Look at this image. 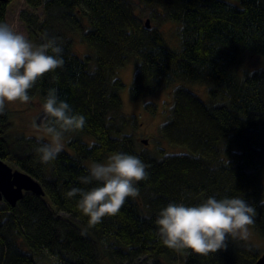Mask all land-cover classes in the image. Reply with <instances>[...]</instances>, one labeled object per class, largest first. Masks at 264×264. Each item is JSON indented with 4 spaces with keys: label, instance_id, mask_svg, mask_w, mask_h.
Segmentation results:
<instances>
[{
    "label": "trees",
    "instance_id": "trees-1",
    "mask_svg": "<svg viewBox=\"0 0 264 264\" xmlns=\"http://www.w3.org/2000/svg\"><path fill=\"white\" fill-rule=\"evenodd\" d=\"M13 0L0 2V22ZM19 19L38 45L47 34L63 48L64 66L46 74L29 92L44 97L56 88L58 98L85 127L66 134L70 154L62 150L47 164L38 162L34 137L12 135L8 112L0 115V159L30 175L44 196L25 193L15 207L0 202V264H100L99 243L114 264H255L260 251L244 240L229 239L227 247L207 256L183 255L165 247L155 220L169 203L195 206L208 197L240 196L256 206L252 225L264 237V69L251 76L242 70L248 55L264 57V0H25ZM136 3L149 20L178 24L179 48H172L161 30L136 13ZM42 7L44 18L30 10ZM76 35L89 48L79 55ZM135 63L129 88L140 102L173 85L167 120L160 131L171 145L189 153L158 157L137 151L130 120L122 111L124 82L117 71ZM187 83L208 87L212 101H203ZM145 109L152 116L158 107ZM83 136L92 138L91 143ZM39 141V142H38ZM139 157L148 179L137 184L139 195L127 198L115 216L95 227L78 207L72 188L89 190L78 177L87 175L84 161L101 163L108 154Z\"/></svg>",
    "mask_w": 264,
    "mask_h": 264
},
{
    "label": "clouds",
    "instance_id": "clouds-1",
    "mask_svg": "<svg viewBox=\"0 0 264 264\" xmlns=\"http://www.w3.org/2000/svg\"><path fill=\"white\" fill-rule=\"evenodd\" d=\"M41 39L42 43L34 44L9 23L0 22V115L6 105L27 104L36 83L64 66L63 48L57 39L47 34ZM85 122L84 115L75 114L58 98L56 88L48 89L33 121L41 140L47 138L36 148L38 162L54 161L64 148L66 134L83 130ZM147 168L137 156L114 153L105 163H93L87 175L78 177L81 184L96 186L89 190L74 187L67 196L80 197L78 207L88 218L89 227H95L105 217L117 215L127 198L139 195L137 184L148 179ZM256 215V206L240 196H212L195 206L169 203L159 212L155 224L157 235L168 249L207 256L225 249L229 239L247 240Z\"/></svg>",
    "mask_w": 264,
    "mask_h": 264
},
{
    "label": "rangeland",
    "instance_id": "rangeland-1",
    "mask_svg": "<svg viewBox=\"0 0 264 264\" xmlns=\"http://www.w3.org/2000/svg\"><path fill=\"white\" fill-rule=\"evenodd\" d=\"M136 13L140 15L144 22L149 21L153 26L158 27L167 43L172 47L176 48L179 46V38H178V24L161 20V22H152L149 20V11L143 9L138 3H136ZM28 9L26 6L25 0H13L6 11L5 23H9L15 30L22 32L30 41L34 44V40L30 37L27 28L19 19L20 12L22 10ZM35 14L39 15L41 19L44 18L42 7L30 10ZM69 36L73 39V48L75 52L79 55H90L89 48H87L80 39L74 35L69 34ZM179 48V47H178ZM92 52V51H91ZM93 53V52H92ZM135 63L128 64L123 69H119L117 71V77L120 78L124 84L125 88L121 91V99L123 103L122 111L123 113L130 119L134 120L131 125L126 130L127 134H133L137 143V151L148 150L152 154L161 157L163 155H179L189 153V150L185 147L175 146L169 144L165 141L161 136L160 128L162 124L167 120V116L169 114V109L171 108L172 102V88L173 85L162 88L155 95L146 98L140 102H132L129 98V88L133 80V76L136 71ZM264 69V57H259L255 55H248L245 59V63L242 70H261ZM186 86L189 90L196 93L203 101L207 103L212 102L208 96V87L202 84H191L187 83ZM151 102L154 103L158 107V114L156 116H152L145 109V104ZM43 102L39 97H35L30 99L27 104H10L6 105V111L8 112V117L11 122V133L12 135H21L24 137H34L40 138V135L37 133L36 129L33 127L34 118H36L40 111ZM47 141V138H44ZM83 140L87 143L92 142V138L83 136ZM68 139L64 140V148L63 150H67L70 154H73V151L69 149L67 144ZM144 141L147 143L144 144ZM112 154H108L106 158L101 162L105 163L107 159ZM84 166L88 169L94 162L85 160ZM15 169V168H14ZM261 183L264 187V171L261 174ZM264 200V198H263ZM249 238L244 240L246 243L256 247L260 254H264V237L257 234L252 225L249 227ZM105 243H99V249L101 254V263L100 264H114L112 261L107 259L103 254V247ZM37 264H56V262L49 257L44 259L37 258ZM152 260L147 257H142L137 260L134 264H151Z\"/></svg>",
    "mask_w": 264,
    "mask_h": 264
},
{
    "label": "water",
    "instance_id": "water-1",
    "mask_svg": "<svg viewBox=\"0 0 264 264\" xmlns=\"http://www.w3.org/2000/svg\"><path fill=\"white\" fill-rule=\"evenodd\" d=\"M5 1L0 0V2ZM146 23L149 27V21ZM146 143L144 141V144ZM25 193L40 197L45 195L41 185L35 179L0 159V202L5 201L11 207H15ZM255 264H264V254Z\"/></svg>",
    "mask_w": 264,
    "mask_h": 264
}]
</instances>
